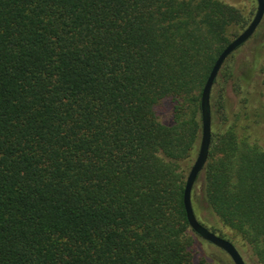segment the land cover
Wrapping results in <instances>:
<instances>
[{
	"label": "trees",
	"instance_id": "16d2710c",
	"mask_svg": "<svg viewBox=\"0 0 264 264\" xmlns=\"http://www.w3.org/2000/svg\"><path fill=\"white\" fill-rule=\"evenodd\" d=\"M240 25L219 0H0V264H213L184 191L204 86ZM211 110L195 214L264 264V147Z\"/></svg>",
	"mask_w": 264,
	"mask_h": 264
},
{
	"label": "rangeland",
	"instance_id": "374dc122",
	"mask_svg": "<svg viewBox=\"0 0 264 264\" xmlns=\"http://www.w3.org/2000/svg\"><path fill=\"white\" fill-rule=\"evenodd\" d=\"M219 1L237 8L247 21V25H240L229 31V41L231 43L249 27L257 13L258 3L256 0ZM263 41L264 20L251 40L237 50L225 62L213 87L211 95V103L213 105L224 106L226 118L221 122L219 121V125L223 126L224 129L225 126L231 125L236 119V116L240 114L243 123L248 125L250 124L252 127V131L262 147H264V86L262 83L264 76ZM156 113L161 123L166 125L171 124V108L169 109L163 104L156 108ZM196 158L197 157L194 158L191 164V169L196 161ZM201 184H204L203 172L200 176L197 188ZM194 205L196 207L195 201ZM197 207H199V222L210 231L211 229L216 228L217 235L225 237L226 240H235V245L243 257H245L246 262L248 264H254L250 262L248 255L241 250L240 244H236L238 241L235 239L232 231L224 227V225L220 222H214V220H212V218H210L205 211V206ZM196 251L197 259L200 261L202 259H206L213 264H234L225 252L201 238L199 239Z\"/></svg>",
	"mask_w": 264,
	"mask_h": 264
},
{
	"label": "water",
	"instance_id": "95a60500",
	"mask_svg": "<svg viewBox=\"0 0 264 264\" xmlns=\"http://www.w3.org/2000/svg\"><path fill=\"white\" fill-rule=\"evenodd\" d=\"M258 3L257 13L249 27L233 42H231L217 59L209 78L204 86L201 97L202 137L196 161L187 178L184 191V206L190 228L202 240L212 244L225 252L234 264H247L237 247L230 241L211 232L202 225L194 211L192 195L199 176L204 172L210 157L212 145V110L211 95L216 80L225 62L241 47L251 40L264 20V0H256Z\"/></svg>",
	"mask_w": 264,
	"mask_h": 264
}]
</instances>
